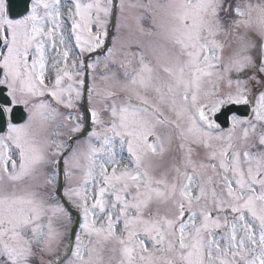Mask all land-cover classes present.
Instances as JSON below:
<instances>
[{
  "label": "snow or ice",
  "instance_id": "1",
  "mask_svg": "<svg viewBox=\"0 0 264 264\" xmlns=\"http://www.w3.org/2000/svg\"><path fill=\"white\" fill-rule=\"evenodd\" d=\"M257 85L264 0H0V264H264Z\"/></svg>",
  "mask_w": 264,
  "mask_h": 264
},
{
  "label": "rangeland",
  "instance_id": "2",
  "mask_svg": "<svg viewBox=\"0 0 264 264\" xmlns=\"http://www.w3.org/2000/svg\"><path fill=\"white\" fill-rule=\"evenodd\" d=\"M63 2H64V0H62V3H63ZM109 42H111L110 39H109ZM98 51H99V50H98ZM90 57H92V56H90ZM70 63H71V61H69V64H70ZM49 71H50L51 73L54 74V71H55V70L50 68ZM49 99H50V98H49ZM59 110H60L61 113H64V114H67V113H68V110H66V109H64V108H62V107H61Z\"/></svg>",
  "mask_w": 264,
  "mask_h": 264
},
{
  "label": "water",
  "instance_id": "3",
  "mask_svg": "<svg viewBox=\"0 0 264 264\" xmlns=\"http://www.w3.org/2000/svg\"><path fill=\"white\" fill-rule=\"evenodd\" d=\"M73 213H74V212H73ZM74 217L77 218V214L74 213ZM76 226H77V223H73V226H72V227H73L74 229H76Z\"/></svg>",
  "mask_w": 264,
  "mask_h": 264
}]
</instances>
